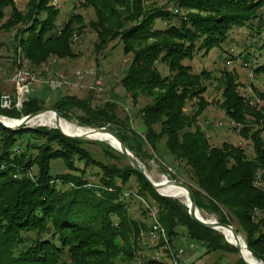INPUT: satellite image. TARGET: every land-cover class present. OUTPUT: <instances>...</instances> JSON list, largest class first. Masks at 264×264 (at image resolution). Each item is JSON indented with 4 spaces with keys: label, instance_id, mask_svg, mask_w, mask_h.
Masks as SVG:
<instances>
[{
    "label": "trees",
    "instance_id": "trees-1",
    "mask_svg": "<svg viewBox=\"0 0 264 264\" xmlns=\"http://www.w3.org/2000/svg\"><path fill=\"white\" fill-rule=\"evenodd\" d=\"M144 1L80 0V7H91L94 19L83 23L79 14L71 13L57 24L58 8L51 0H26L23 10L16 8L14 0H0V31H14L12 69L17 50L28 69L49 57H75L73 37L85 27L94 33L95 53L119 40L122 53H131L119 79L121 87L132 102L139 96L149 98L138 110L142 132L129 127L125 116L118 119L114 100L92 105L90 91L83 98L60 95L49 107L65 120H70L71 110L80 111L75 118L78 126H111L138 160L155 162L161 150V156L185 165L193 181L185 184L197 209L221 223L232 225L234 221L232 226L246 248L264 264V189L260 186L264 182V106L240 95L234 71L222 70L217 105L233 128L239 126L240 135L250 140L252 155L247 157L240 146L227 142L210 145L197 124L209 105L202 95V80L209 72L193 73L183 63L199 52L219 48L231 28H252L254 20L259 25L257 11L264 7V0H173L174 12L154 5L145 9ZM6 7L9 12L3 19ZM178 10L185 13L180 16ZM175 17V24L153 27L156 19L168 22ZM226 53L225 58L236 59ZM157 63L166 67L165 75L160 74ZM251 71L264 72V61ZM254 94L264 103V91L254 90ZM192 99L193 107L185 112L186 100ZM41 108L42 101L32 95L19 109L12 103L8 108L0 106V115L19 118ZM85 142L89 141L66 138L54 128L13 130L0 125V264L132 261L141 249V236L150 238L151 218L144 204L155 207L166 237V245L161 239L153 243L159 256L150 257L145 264H173L177 250L172 241L179 236L201 244L205 253L217 257L237 254L220 232L192 221L182 202L159 195L127 162L119 163L124 158L118 151L98 142L102 155L109 159L100 161L82 146ZM55 158L68 172L52 177L49 161ZM89 167L97 170L95 182L86 177ZM131 178L135 181L132 194L142 204L139 214L148 224L128 211L125 195H130ZM230 264L244 263L236 255Z\"/></svg>",
    "mask_w": 264,
    "mask_h": 264
},
{
    "label": "rangeland",
    "instance_id": "rangeland-1",
    "mask_svg": "<svg viewBox=\"0 0 264 264\" xmlns=\"http://www.w3.org/2000/svg\"><path fill=\"white\" fill-rule=\"evenodd\" d=\"M51 1L55 7L58 8V15L56 18L57 24H61L71 13L79 14L82 17L83 23H86L90 19H94L91 7H80L78 5L80 0ZM25 2L26 0H14L16 8L19 10H23ZM153 5L160 6L171 12H174V9L176 8L173 0H145L143 2L145 9H148ZM8 12V7L3 9V19L7 17ZM177 12L180 16L185 13L183 10H178ZM257 14L261 15V23L259 25L256 23V20H254L252 28L246 26L231 28L226 40L219 48H212L206 54L199 52L195 54L191 60H183L184 64L190 66V70L193 73H197L200 70L209 72V76L202 80V83L205 84V92L202 95L209 102V105L197 118V124L205 132L208 143L210 145H219L221 142H227L233 145H238L243 149L247 157L252 155L250 140L245 139L240 135L238 132L239 126L233 128L234 124L225 117L222 110L217 105L220 100L218 80L222 70H233L236 74L239 94L249 100V102H255L258 106H264L263 102L255 99L254 94V90L264 91V72L255 73L251 71L253 67L264 61V7L259 9ZM175 19L176 17L168 22L164 19H156L153 27L163 28L167 23L175 24ZM13 32V30L9 32L0 31V93L9 95L11 101L13 98V85L9 80V77L13 66L11 60L15 55L12 50ZM93 41L94 33L85 27L81 34L73 37L71 47L75 53V57L61 60L52 59L50 57L47 58L44 62L46 63L44 69H54V71L48 74L44 72L42 67L40 68L42 64L40 66H29L30 71L35 77L32 88H36L40 92L37 97L42 101V107H49V105L60 95L68 94L83 98L90 91L92 105H98L105 101L114 100L118 119L123 120V117L125 116L129 127L136 132H142L143 125L138 116V110L143 104L149 101V98L139 96L134 102H132L119 83V79L129 62L131 53L123 54L121 51V43L116 39L108 42L105 48L99 53H95L92 50ZM226 52H228L232 58L235 57L236 59L229 60L225 58V55L227 54ZM244 56H246L245 60L242 59ZM226 59L228 63H226ZM156 67L160 74L165 75L167 73V69L163 65L157 63ZM84 68L93 69L94 76H82L80 77L78 84L72 86L70 83L74 80L75 73ZM60 77L69 83L66 87L51 90L46 83H44V80L59 79ZM93 77L100 81L101 86L103 87L101 92L90 89ZM29 96H32V94H28V97ZM193 101L194 99L186 100L184 105L185 112L191 110L193 107ZM79 115H81L80 111L76 109L71 110V118L67 121L77 124L75 118ZM36 126L37 125H32L31 127ZM44 127L52 128L46 125H44ZM81 127L87 129V127ZM107 127L112 128L111 126ZM261 136L264 139V132L261 133ZM85 140L89 142L83 143L82 146L89 151L93 158L100 161H109V159L102 155V145L98 143L102 142L110 146L111 144L109 142L98 139ZM146 149L150 153V149L148 147H146ZM159 153L160 154L155 158L157 160L155 162L146 158H141L140 160L137 159L151 180L164 181L166 179H176L183 183H193L190 172L185 165L179 162L173 163L170 161L171 159L169 157L161 156L163 154L161 150ZM112 161L116 162L114 160ZM117 161L119 163L126 162L124 159H118ZM75 165L77 167L81 166L79 162H75ZM30 171L32 173L35 172V167L33 166ZM66 172L68 171L59 158L51 159L49 161V174L52 177ZM96 172V168L89 167L85 174L87 178L95 182L97 179ZM134 184L135 181L131 178L128 183L130 186V189L128 190L130 195H125L128 211L133 217L144 220L148 224L149 220L139 214L142 204L140 203V200L132 194V187ZM167 185L170 184H165L163 186ZM260 186L264 189V182H260ZM176 199L180 202L184 201L183 198ZM199 213L204 218L215 219L212 214H207L203 211H199ZM232 225L235 226L234 221H232ZM185 240L189 241L187 238ZM141 241V249L137 251L135 259L132 261L115 262L114 264H145V261L152 257L154 252L158 251V248L153 244L155 241L146 238L145 235L141 236ZM236 255L237 254L221 253L217 257L215 253V255H213V262H209L210 260L208 259L202 264H213L214 262L215 264H230Z\"/></svg>",
    "mask_w": 264,
    "mask_h": 264
},
{
    "label": "water",
    "instance_id": "water-1",
    "mask_svg": "<svg viewBox=\"0 0 264 264\" xmlns=\"http://www.w3.org/2000/svg\"><path fill=\"white\" fill-rule=\"evenodd\" d=\"M2 100L7 101L8 100L7 96H5V95L1 96L0 97V103H1ZM45 111L52 112L56 122H58V120L61 118L55 109H53L51 107H47V108H41V109L36 110L34 112H30L28 114H25V115L19 117V118H8V117L0 115V118H5V119H8V120H13L14 121V123L10 124V125L4 124L3 122L0 121V125L2 127H4V128L13 129V130L17 129L19 127H31L30 125H27V122L31 118H33L36 115H38L39 113H42V112H45ZM37 126H44V125H37ZM52 128L56 129L62 136L66 137V138H69V139H75V140L90 139L89 136L87 135V133L67 134V133L62 132L58 127H52ZM87 131H89V133H92V132H103V133H107L108 135H110L114 139V141L116 142V147L114 149L116 151H118L123 156V158L130 165V167L137 174L142 176L144 178V180L146 182H148V184L151 186V188L155 192H157L159 195L167 196V197H171V198H176L173 195H167V194H163V193L158 192L157 189L160 188L161 186L165 185V184H172V185H174L176 187H179V188L183 189L185 191V200L181 201V202L186 206L187 214H188L189 218L192 221H194L196 224H198V225H200L202 227L211 228V229H214V230L220 232L223 235L225 241H227L228 243H230V244H232L234 246V248L236 249L238 258L244 264H251V263L247 262L246 260H244L243 257L239 253V250H240L241 246L248 253H250V252L246 248L245 243L243 242V239L241 238V236L237 232V230L230 224L218 222L216 219H213V218H202L201 216H199L198 215L199 210L195 206L191 190L189 189V187L185 183H183V182H181L179 180H176V179H166L164 181H153V180H151L150 177L144 171L143 167L140 165V163L137 160V158L128 149V147L122 141L120 136L112 128L107 127V126H100V127H95V128L87 127ZM224 231H227L229 233V235L231 237V240L226 238ZM256 260L258 261L257 264H263L260 260H258V259H256Z\"/></svg>",
    "mask_w": 264,
    "mask_h": 264
},
{
    "label": "built area",
    "instance_id": "built-area-1",
    "mask_svg": "<svg viewBox=\"0 0 264 264\" xmlns=\"http://www.w3.org/2000/svg\"><path fill=\"white\" fill-rule=\"evenodd\" d=\"M228 63V61H226ZM46 63H43L42 66L45 67ZM94 76V70L91 68H84L81 71H77L75 73L74 80L70 83L72 86H76L79 82L80 77L82 76ZM9 80L13 85V98L10 100L9 95L1 94V96H7L8 100H2L0 103L1 107L8 108L11 103L15 109H19L21 104L27 100L28 94L31 93L33 82L35 81V77L33 73L28 69L25 65V59L23 58L21 52L17 50V55L15 58V65L11 71ZM44 83L51 89H59L61 87H66L69 83H67L62 77L59 79H47L44 80ZM90 89L94 91L101 92L103 87L101 86L100 81L93 77L92 84ZM148 208V212L151 218L150 230L148 232L151 240L156 241L157 239H161L166 245V237L163 228L160 226L156 219V209L155 207H149L144 204ZM159 256L158 252H154L153 257L157 258ZM179 251L175 252L173 255V264H183L179 261Z\"/></svg>",
    "mask_w": 264,
    "mask_h": 264
},
{
    "label": "bare ground",
    "instance_id": "bare-ground-1",
    "mask_svg": "<svg viewBox=\"0 0 264 264\" xmlns=\"http://www.w3.org/2000/svg\"><path fill=\"white\" fill-rule=\"evenodd\" d=\"M39 115V116H38ZM35 117L31 118L28 122L27 125H46L48 127H58V128H63V129H68L74 134H82V133H87L90 139H98V140H103L106 142H109L113 148L116 147V142L114 139L108 135L107 133L103 132H92L89 133L87 129L78 126L77 124L67 121L63 118H60L58 122L55 121L53 113L50 111H45L42 113H39ZM0 121L3 122L4 124L10 125L13 124V120H8L5 118H0ZM158 192L167 194V195H173L176 198H183L185 200V191L179 187H176L174 185H167V186H161L160 188L157 189ZM198 215L204 218L199 212ZM225 236L231 240V237L227 231H224ZM240 255L243 257L244 260L251 264H257L258 261L250 254L248 253L242 246L240 247L239 250Z\"/></svg>",
    "mask_w": 264,
    "mask_h": 264
},
{
    "label": "crops",
    "instance_id": "crops-1",
    "mask_svg": "<svg viewBox=\"0 0 264 264\" xmlns=\"http://www.w3.org/2000/svg\"><path fill=\"white\" fill-rule=\"evenodd\" d=\"M44 67L41 65L40 68ZM54 71L52 68L44 69L46 74ZM40 92L36 88H32L31 94L37 96ZM5 94V93H2ZM184 236L175 237L172 241V246L175 250L179 251V261L183 264H202L206 260L213 262V253H205L203 246L199 243L187 241Z\"/></svg>",
    "mask_w": 264,
    "mask_h": 264
}]
</instances>
